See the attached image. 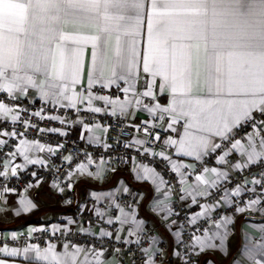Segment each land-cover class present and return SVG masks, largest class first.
Returning a JSON list of instances; mask_svg holds the SVG:
<instances>
[{
    "label": "snow or ice",
    "instance_id": "obj_1",
    "mask_svg": "<svg viewBox=\"0 0 264 264\" xmlns=\"http://www.w3.org/2000/svg\"><path fill=\"white\" fill-rule=\"evenodd\" d=\"M89 46L91 60L85 64L84 51ZM201 64L208 92L194 96V77L198 85ZM165 95L166 104L160 102ZM37 98L53 109H75L78 118L74 123L84 130L81 139H85L84 132L92 131L85 120H94L95 114H119L133 121L136 109L148 114V119L128 125L141 138L130 136V142L123 146H136L142 159L159 158L165 163L164 172L138 161L137 156L120 159L131 163L135 181L150 182L164 197L153 199V210L165 213V220L173 214L169 200L172 182L165 179V173L175 174L178 199L187 201L190 209H200L186 219L192 227L187 240L185 224L177 225L173 232L174 254L184 264H192L193 255L224 247L233 218L220 215V210L264 213V0H0V200L18 194L9 182L18 179L26 165L46 166L45 159H32L30 152L56 155L64 147L61 143L56 147L41 144L36 139L16 143L28 129L67 135L61 128L39 127L34 122L35 118L62 125L69 122L60 115H44V106L30 110L25 101L34 103ZM94 102L101 106H94ZM18 122L23 131L16 127ZM241 129H246L243 134ZM87 140L97 142L92 135ZM153 145L160 150L155 151ZM112 147L103 144L106 151ZM5 149H9L6 155ZM17 156L25 163L13 164ZM85 158L87 162L77 163L75 171L105 179L107 169L98 166L89 171L95 161L89 153ZM64 160L73 162V157L64 156ZM105 163L101 157L100 164ZM256 166L258 171L249 172L250 178L229 187L232 172ZM72 174L66 175L70 178ZM31 175L36 177L37 173ZM193 178L195 183H190ZM118 184L114 191L91 194L101 204L95 208L97 219L113 227L111 231L101 227L100 235L140 245L144 221L136 214L144 196L133 192L123 179ZM54 186L59 187L55 182ZM31 187L29 183L24 191ZM67 187L71 189L72 184ZM125 195L130 202L121 206L118 201ZM105 200L106 205L102 204ZM17 203V215L35 208L26 197ZM84 210L86 206H82ZM74 223L69 218L64 228L53 225V235L57 231L70 234L67 225ZM117 223L129 228H116ZM121 230L136 240L124 239ZM11 239L18 237L13 233ZM0 244L4 257L24 255L29 259L34 254L31 259L46 264H106L101 259L103 248L67 242L62 245L63 252L51 243L43 248L37 244L9 247L3 235ZM155 244L153 237L151 246L142 248L145 264H155L153 255L161 254ZM243 255L248 264H264V236L259 242L246 244ZM0 264L7 261L0 258Z\"/></svg>",
    "mask_w": 264,
    "mask_h": 264
},
{
    "label": "crops",
    "instance_id": "obj_2",
    "mask_svg": "<svg viewBox=\"0 0 264 264\" xmlns=\"http://www.w3.org/2000/svg\"><path fill=\"white\" fill-rule=\"evenodd\" d=\"M71 28L72 26L69 25L68 30H71ZM140 39L142 40L143 37H141ZM139 46L140 44L138 43V47ZM200 51L202 57V44L200 45ZM91 52L92 49L90 46L85 48V64H87L91 60ZM200 72L201 76L198 85L196 84L194 77V96H204L208 92V88L204 83V73L202 64L200 67ZM107 91L109 90H105V92ZM160 102L166 104L167 96L165 95L160 97ZM78 106L83 108L86 107V104ZM94 106L101 105H97L94 102ZM81 115H83V113ZM98 115L100 116L98 119H94L91 121L87 119L85 120V122H88L92 125L91 132H84L85 139L80 138L81 132L84 130L79 124L75 123L74 136L76 139H78V141L86 144H97L101 142L105 133V120L103 118L105 114L99 113ZM117 116L125 118L123 116H120L119 114H117ZM77 118L78 117L76 116L75 120ZM125 119L130 125L131 123L148 119V114L146 112L141 111L140 109H136V121H133L131 117H127ZM88 135L94 136L97 142L89 143L87 140ZM134 137L141 138L139 134H135ZM29 155L32 159L42 158L45 159L46 162L52 159V155L49 154L47 151H33L30 152ZM93 160L95 161V163L90 165L88 170L94 172L96 171L98 166L104 167L105 169H107L106 177L103 180H99L94 177L88 176L86 173L81 174L80 172L75 171V166L77 163H86L87 161L86 159H84L80 162H77L74 166V169L72 170L73 174L69 178L70 183L72 184V195L74 199V203L72 205L66 203V191L61 192L56 186H54L53 182H44L36 178H33L30 181L33 187L28 188L26 192L24 191L25 188H23L17 191L18 194H10L5 200H0V235H3L7 239L11 238L13 233H15L17 237H19L23 233H29L30 229H40L43 226H50L52 230L53 225H57L59 226V228H64L67 224V220L71 218L76 222L72 225H67V227L71 229V232H80L82 234H93L101 236L99 231L101 227H105L109 231L113 230V227L108 226L104 224L102 220L97 219L95 215V208H99L98 204L100 203H96L93 200L91 194L93 192L100 193L114 191L117 187H119L118 181L120 179H123L125 180L126 184L130 186L133 192L142 193L144 196L143 200H139L140 207L137 209L136 215L137 219L144 221V231L153 230V233L145 248L151 246L152 238L154 237L156 240V249L160 244H164L162 259L159 264H181V259L174 254L177 248L175 244V237L173 235V232L176 230L177 225H179V223L176 222V224H173L172 221L169 220V215L167 220H165V213L153 210V199H164V197L159 196L155 192V188L153 185H151L150 182L134 180V174L130 171V168L132 167L130 162L113 172L108 169L106 163L104 165H101L100 160ZM12 162L13 164L25 163L23 157L21 156L14 157ZM209 163L210 165L215 166L214 160H210ZM28 166L31 165H26L25 168ZM37 181L39 182L37 183ZM189 182L195 183L194 178ZM21 197H26L27 199L31 200L35 204V208L26 213L20 212V214L17 215L16 209L19 208V204L17 203V201ZM123 197L128 196L125 195ZM89 199H92V202H89ZM120 199L118 202H120ZM190 199L191 198L189 197V200ZM169 200L171 202V195L169 197ZM181 202L184 205H187V201ZM102 204L106 205L107 200L103 201ZM82 206H86V210L81 211ZM76 210L80 212V218H78L77 220L72 217ZM199 210L200 209H197L196 211ZM117 214L119 213L117 212ZM109 215H111V213H109ZM229 216L233 218V223L229 226L230 232L228 239L224 243V247L217 249H209L204 252H201L199 255H197L198 264H248L247 258L243 255V250L246 244L259 242L261 237L264 236V231H262L264 230V214L259 212L258 210L245 211L243 214L235 213L233 210H231ZM104 219H107V217H105ZM81 227L86 230L79 231V228ZM115 227H122L123 229H128L129 225L120 226L117 223ZM119 234L124 239H127L129 241L136 240V236H128L126 231L121 230ZM66 242L85 247L80 243L52 240L43 241L40 243H24L16 246L9 245V247L23 248L26 245L37 244L43 248L47 247L51 243L56 245V251L63 252L64 249L62 245ZM117 243L131 244L124 243L123 240ZM216 243H218V241ZM0 246L3 245L1 244ZM31 255L34 254H30L29 259H26L24 255H20L17 257H4L0 255V258L5 259L7 261V264H46V262L44 261H36L34 259H31ZM101 259L105 260L106 264H130L129 261L122 254L121 250L118 248L113 249L111 251L105 250L104 256L101 257Z\"/></svg>",
    "mask_w": 264,
    "mask_h": 264
},
{
    "label": "built area",
    "instance_id": "obj_3",
    "mask_svg": "<svg viewBox=\"0 0 264 264\" xmlns=\"http://www.w3.org/2000/svg\"><path fill=\"white\" fill-rule=\"evenodd\" d=\"M25 104L27 107H29L30 110L35 111L41 108L42 106L45 107L44 115H60L65 117L69 122L66 124H61L59 121H40L39 118H35L34 122H38L39 127L49 128V127H57L61 128L63 131L67 133V135L61 136L57 133H48L45 132L43 134L37 133L34 129H28L27 134L25 137H18L16 139V143L18 144L20 139H36L39 140V142L46 144V145H52L53 147H56L58 143H61L64 145L63 148L59 149L57 151L56 155H52V159L47 161L46 166L45 165H31L26 167L24 170L19 172L18 179H13L9 182L10 187H15L17 191L25 188L30 181L33 178L39 179L41 181L47 182H55V184L59 185L57 187L59 190L60 188H63V191L67 192L66 201H71L73 204L74 199L72 195V188L69 189L67 187V184L70 183L69 177L66 175L68 172H72L74 169V166L77 162H80L85 158V153L91 154L93 159L100 160L101 157H103L106 161V165L109 170L112 171V169H119L123 166H125L127 163H124L121 161V157H123L125 160H129L131 156H137L138 161H142L143 163H147L150 165V167L156 168L158 171L164 172L165 169V163L162 162L159 158H153L149 156L147 159H142L137 155V149L136 146L132 148H125L123 145L124 143L130 142V136H134L135 133L128 127V121L125 118H121L117 115L113 116L111 114H105L104 120H105V133L103 136V139L101 142L97 144H86L81 143L78 141V139L74 136V129H75V118L77 116L75 109L70 108H60L59 106H56L55 109L52 108L51 104L48 105H42V102L40 99H36L34 103H28L25 101ZM100 116L98 114H95V119H98ZM10 123V121H9ZM16 127L23 131V126L18 122ZM121 129H124L123 132ZM246 129H241V134ZM141 136V134H139ZM104 143L112 144L113 147L109 150H105L103 148ZM11 144V142H10ZM155 151H159V148H156L155 145L152 146ZM9 149H5V155L7 154ZM71 155L73 157V162H68L64 160V156ZM35 171L37 173L36 177H33L31 173ZM258 171V166L252 167L247 170H240L239 173L233 172L232 175V183L229 185V187H233L236 182H243L242 178H250L249 172L252 174H255ZM175 176L174 173H165V179H168L172 182V194H171V204L173 207V214L169 215L170 221H176L179 224H185V236L184 239H188V235L192 231V227L186 224V219L189 217L194 211L199 209L196 206H193L191 209L187 207V205H184L179 199L178 196L180 193L176 191L177 188V181L173 179ZM212 191H215L214 189ZM244 199H246V196H243ZM130 197H122L120 199V203L122 206H125V202H130ZM201 199V202H206ZM89 202H92V199H89ZM212 203H215V201H211ZM67 203V202H66ZM99 207H101V204H98ZM174 213H179L180 215L177 216ZM231 210H220V215H230ZM264 214V213H263ZM74 219L80 218V212L78 210L75 211V213L72 215ZM40 229H47V231H34L29 233H23L21 234L18 239L12 240L11 238H7L6 242L8 245L16 246L19 244L24 243H40L43 241H68V242H75L80 243L86 248H103L106 251H111L113 249H120L124 257L129 261L130 264H145L146 256L142 251V248H145L147 243L149 242V239L153 233V230H145L143 233H141L142 237V243L140 245H137L136 243L131 244H119L115 242L114 240L107 238V237H101L93 234H82L80 232H71L68 235H61L60 232H56L55 235H53V230L50 226H43ZM200 233H197L199 235ZM58 237V238H57ZM1 245V244H0ZM164 244H160L157 247V250L161 253L159 256L153 255V260L155 264H159L162 259V252H163ZM179 251L181 252V255H183L184 249L180 248ZM181 259V258H180ZM192 264H198L197 261V255H193L191 257ZM181 264H184V262L181 259Z\"/></svg>",
    "mask_w": 264,
    "mask_h": 264
}]
</instances>
